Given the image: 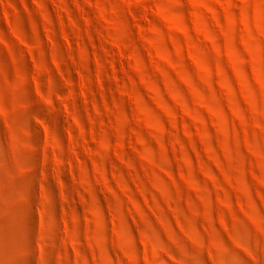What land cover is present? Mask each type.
Instances as JSON below:
<instances>
[{"label": "rangeland", "instance_id": "rangeland-1", "mask_svg": "<svg viewBox=\"0 0 264 264\" xmlns=\"http://www.w3.org/2000/svg\"><path fill=\"white\" fill-rule=\"evenodd\" d=\"M0 264H264V0H0Z\"/></svg>", "mask_w": 264, "mask_h": 264}, {"label": "bare ground", "instance_id": "bare-ground-1", "mask_svg": "<svg viewBox=\"0 0 264 264\" xmlns=\"http://www.w3.org/2000/svg\"><path fill=\"white\" fill-rule=\"evenodd\" d=\"M29 246V245H28Z\"/></svg>", "mask_w": 264, "mask_h": 264}]
</instances>
